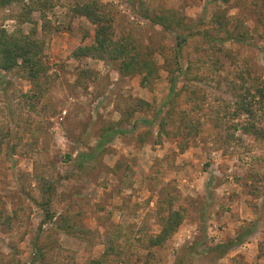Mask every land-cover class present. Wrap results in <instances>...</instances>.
<instances>
[{"label":"rangeland","instance_id":"374dc122","mask_svg":"<svg viewBox=\"0 0 264 264\" xmlns=\"http://www.w3.org/2000/svg\"><path fill=\"white\" fill-rule=\"evenodd\" d=\"M74 4L64 23L39 26L34 78L51 72L47 90L21 93L14 127L0 121V264H264V112L255 105L264 0H120V16L101 0ZM8 6V16L35 24L33 12L44 17L54 5L0 0V14ZM84 12L104 16L111 38L150 62L151 75L74 56L95 44ZM81 88L69 144L70 113L58 102H74ZM242 98L254 115L238 110ZM251 124L259 133L244 130ZM174 212L180 225L152 245Z\"/></svg>","mask_w":264,"mask_h":264},{"label":"clouds","instance_id":"9594fccd","mask_svg":"<svg viewBox=\"0 0 264 264\" xmlns=\"http://www.w3.org/2000/svg\"><path fill=\"white\" fill-rule=\"evenodd\" d=\"M29 2L30 0H23L24 4H28ZM53 5L48 8L44 17H41L39 11L33 12L31 19L36 22L35 24L28 20L21 22L16 15L8 16L7 13L12 12L14 6L5 7L2 10V14H0V53L3 52L4 48H7L13 54L12 60L7 67L0 66V121L11 123L13 127L21 115L18 107L21 93L40 94L47 90L44 86L45 78L53 79L51 72L41 73L39 78H33L25 67L27 61L24 55V50L30 48L32 42L40 38L39 26L44 22V19H47L53 25H60L65 22L67 15H71L70 9L75 6L74 0H53ZM101 7L108 9L110 13L120 16L123 15V7H126V5L122 6L120 0H101ZM16 11L18 12L19 9H16ZM125 21L130 27H138L137 20L132 18L131 14L125 17ZM33 28L36 29L35 35L32 34ZM255 62L254 59L251 61V63ZM3 63V57L0 56V65H3ZM259 67L261 68L260 75L264 78V60L259 62ZM105 70H107V66ZM100 77H103V71L100 73ZM67 83H71V81L69 80ZM91 83L93 87L87 93L88 98H91L95 91L96 81H92ZM81 91L82 88L76 92V100L74 102L64 103L63 100L58 102L60 111L67 109L70 113L67 120H64L61 116H57L58 120H64L62 128L68 136L69 144L79 134V129L74 126V119L71 114L74 112L75 105L80 103L79 96ZM66 96L67 93H65ZM115 118L119 119L118 116ZM205 119L209 120L210 117L206 116ZM239 119L241 122L246 121L247 116L241 115ZM239 151L243 152L244 148H240ZM261 151H264V148ZM255 154L252 153V155ZM213 156L215 157L216 154L213 153ZM161 215L166 216L167 213L163 212Z\"/></svg>","mask_w":264,"mask_h":264},{"label":"trees","instance_id":"16d2710c","mask_svg":"<svg viewBox=\"0 0 264 264\" xmlns=\"http://www.w3.org/2000/svg\"><path fill=\"white\" fill-rule=\"evenodd\" d=\"M3 3H6L10 0H1ZM84 8L89 7V5L84 4ZM84 14L95 24V31H94V41L95 44L93 45H85V46H79L73 51V55L78 56H85V55H95L99 57H105L107 58H113V59H120L123 62V67L126 72H134L137 70H144L146 71L145 75H151L152 72V66L150 65V62L142 60V58H139L137 55L131 53L133 49L129 46L128 42L123 40H113L111 38V32L109 31V24L106 22V19L104 16L99 15L96 12H92L90 14L89 12H84ZM156 23H159L163 25L164 27H168L169 24H166L162 22L160 19H153ZM179 44V43H178ZM177 44V45H178ZM39 45V44H38ZM12 53L9 52L7 48L3 49V52L0 53V56L3 57V65L7 67L8 64L12 60ZM24 55L26 56V64L25 67L30 65L29 69L27 70L29 74L34 78L36 74L38 73L39 69L35 68V65H40V60H37L38 58V52L36 50V42L33 41L30 48H26L24 50ZM32 62V63H31ZM37 66V67H38ZM172 75V74H171ZM264 84V81L262 82ZM174 82L173 77L170 76V86L168 93L170 94L174 89ZM258 93V98L255 99V105H258V107L261 108V110L264 112V88L261 89ZM251 101L249 99L242 98L239 105L237 106L238 110L243 109L244 112H247L249 115H254L253 110L251 109L252 106L250 105ZM250 105V106H249ZM237 114V113H235ZM146 123V122H145ZM253 124H251V128H244V130L251 131L252 133H259V131L254 130L252 127ZM88 155H81L80 160L88 159ZM173 216L169 217L162 225L161 230L158 234L155 235V237L150 238L152 245H158L164 242V240L171 235L177 227L180 225L182 217L177 213L174 212L171 214ZM173 217V218H172ZM244 234H246L244 232ZM242 239L241 235L237 234V236L233 239L228 240L226 243H223L221 245L222 248H225L223 246H233L235 243L240 242ZM220 247V246H217ZM225 252L224 249H222L223 253Z\"/></svg>","mask_w":264,"mask_h":264}]
</instances>
